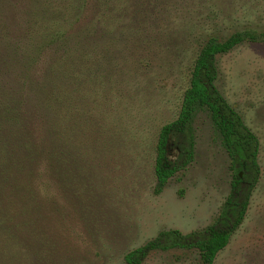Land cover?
Returning <instances> with one entry per match:
<instances>
[{"label":"trees","instance_id":"trees-1","mask_svg":"<svg viewBox=\"0 0 264 264\" xmlns=\"http://www.w3.org/2000/svg\"><path fill=\"white\" fill-rule=\"evenodd\" d=\"M152 3L0 0V264H67L62 226L73 215L90 221L118 153L138 161L128 152L134 140L140 145L136 104L170 73V11ZM246 41L264 42V31L205 42L179 115L155 145L160 194L195 159L197 117H210L231 159V191L219 216L188 234L160 231L129 250L127 264L175 248L195 249L201 264H214L245 222L264 176L262 142L217 82L218 56Z\"/></svg>","mask_w":264,"mask_h":264},{"label":"rangeland","instance_id":"rangeland-1","mask_svg":"<svg viewBox=\"0 0 264 264\" xmlns=\"http://www.w3.org/2000/svg\"><path fill=\"white\" fill-rule=\"evenodd\" d=\"M152 2L170 11V73L156 78L158 86L149 101L136 104L141 109L140 145L137 140L128 144L130 154H139L136 164L118 153L117 162L107 167L105 196L90 213V221L86 224L73 215L70 224L62 226L67 264H127L129 250L162 230L188 234L212 224L231 191V159L206 113L195 121L194 161L160 194L154 192L155 145L161 127L179 115L201 47L210 37L224 40L241 30L264 31V0ZM218 67L219 88L261 139L264 170V42L246 41L219 55ZM144 264H201V259L195 249L175 248L154 251ZM214 264H264V176L245 222Z\"/></svg>","mask_w":264,"mask_h":264}]
</instances>
